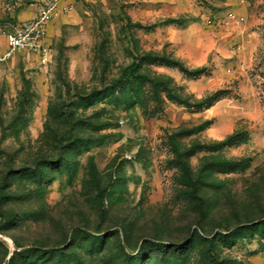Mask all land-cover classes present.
<instances>
[{
  "label": "rangeland",
  "instance_id": "374dc122",
  "mask_svg": "<svg viewBox=\"0 0 264 264\" xmlns=\"http://www.w3.org/2000/svg\"><path fill=\"white\" fill-rule=\"evenodd\" d=\"M50 4L0 59V264H264V0H0V56Z\"/></svg>",
  "mask_w": 264,
  "mask_h": 264
},
{
  "label": "built area",
  "instance_id": "2783aa9c",
  "mask_svg": "<svg viewBox=\"0 0 264 264\" xmlns=\"http://www.w3.org/2000/svg\"><path fill=\"white\" fill-rule=\"evenodd\" d=\"M56 11L53 4L40 7L32 17L12 26L5 34L6 47L0 59H7L17 52H30L37 54L42 62H46L49 49L45 45L44 37L47 25ZM229 16L232 17V13H229Z\"/></svg>",
  "mask_w": 264,
  "mask_h": 264
},
{
  "label": "trees",
  "instance_id": "16d2710c",
  "mask_svg": "<svg viewBox=\"0 0 264 264\" xmlns=\"http://www.w3.org/2000/svg\"><path fill=\"white\" fill-rule=\"evenodd\" d=\"M173 65H177L176 62H173L172 63ZM180 66V65H179ZM138 68V64L136 62H133L131 63L130 65L126 66L123 70H122V79H125V78H129L131 76H133L134 72L137 70ZM204 69L203 68H197L195 70V72H202ZM209 97H206L204 99H202L198 104L201 105V104H204L205 101L208 99ZM226 140H224L223 142H225Z\"/></svg>",
  "mask_w": 264,
  "mask_h": 264
}]
</instances>
